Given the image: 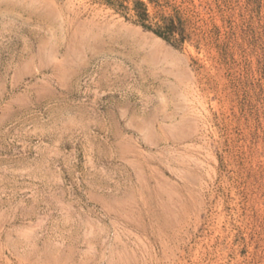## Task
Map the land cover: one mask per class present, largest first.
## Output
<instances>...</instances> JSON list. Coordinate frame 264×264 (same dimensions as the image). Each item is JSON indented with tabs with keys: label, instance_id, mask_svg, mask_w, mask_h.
Returning <instances> with one entry per match:
<instances>
[{
	"label": "rangeland",
	"instance_id": "rangeland-1",
	"mask_svg": "<svg viewBox=\"0 0 264 264\" xmlns=\"http://www.w3.org/2000/svg\"><path fill=\"white\" fill-rule=\"evenodd\" d=\"M193 5L0 0V264H264V0Z\"/></svg>",
	"mask_w": 264,
	"mask_h": 264
},
{
	"label": "trees",
	"instance_id": "trees-1",
	"mask_svg": "<svg viewBox=\"0 0 264 264\" xmlns=\"http://www.w3.org/2000/svg\"><path fill=\"white\" fill-rule=\"evenodd\" d=\"M116 12L131 13L134 23L152 32L165 42L182 48L186 42L195 41L196 46L217 44L220 29L198 25L199 13L194 0H99Z\"/></svg>",
	"mask_w": 264,
	"mask_h": 264
}]
</instances>
